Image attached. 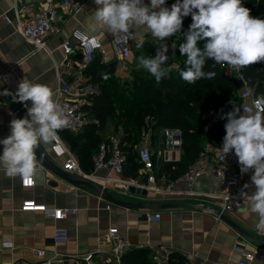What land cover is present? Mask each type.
Instances as JSON below:
<instances>
[{"label": "crops", "instance_id": "crops-1", "mask_svg": "<svg viewBox=\"0 0 264 264\" xmlns=\"http://www.w3.org/2000/svg\"><path fill=\"white\" fill-rule=\"evenodd\" d=\"M61 1L63 0L53 2L60 12ZM170 1L169 8L176 0ZM22 6H28L23 17L30 19L40 9L51 5L48 0H0V97L3 99L0 102V139L9 135L11 119L21 118L13 103L17 85L22 79L49 86L54 93V100L59 74H64L72 84L79 87L83 93L79 99L82 105L91 103L93 96L99 94L101 84L87 76L88 62L83 52L75 48L72 53L67 54L62 47L64 42L72 39L75 29L97 35L102 40L104 52H98L95 59L102 61L116 79L128 81L131 73L138 69L140 51L133 49L128 58H123L110 41L116 34L94 25L91 20L96 7L94 0L87 1L75 12L63 13V21L58 25L59 31L50 32L47 36V48L39 49H35L16 28L15 8ZM5 16L12 22L8 23ZM132 33L135 40L144 41V44L150 38L156 39L143 29H133ZM170 41L171 37H168L162 42ZM79 52L83 59L79 58ZM115 60L118 61L117 66L115 71H111L108 65ZM6 91L8 94H4ZM17 103L19 107H26L25 103L27 107H31L30 101ZM89 120L86 117V123ZM117 120L110 116L106 124L95 131L85 123L79 132L82 136L81 143L87 140L95 142L98 135L107 139L117 133ZM57 134L59 146L54 147L55 140L48 145L41 144L50 163L68 171L64 165L74 156L80 160L85 171L95 172L97 178L88 181L105 186L114 198L157 207H126L105 197L100 199L97 188L72 183L44 165L36 155L38 167L33 176V186H23L21 177L10 178L0 170V264H76L73 258L65 255L94 253L99 249L104 251L96 252L91 261L84 264H119L110 251L113 246L110 236L112 227H117L120 236L132 244L131 251L148 249L154 252L156 248L163 246L171 253L183 255L187 264H237L242 252L248 251L255 254L256 263L264 264V236L259 235L254 227L255 217L244 210V204L234 212H222L218 196L221 183L215 176L213 167L217 151L223 143L220 146L212 143L205 146L201 156L209 159L210 167L191 184L181 177L170 181L160 173L164 163L178 161L181 157V150L167 151L169 161L164 160L159 168L156 185L161 188L156 189L147 182L146 175L141 170L134 176L112 170V179L104 182L103 178L108 170H94L95 153L89 151L93 147L96 150L98 148L91 143L87 144V156L85 150H73L68 130L61 129ZM164 138L162 129L143 131L137 151L142 144L149 143L157 154ZM75 143L79 145L80 141L75 140ZM2 148L0 145V154ZM68 172L73 178L80 179ZM251 175L249 172L245 173L244 185H251ZM129 185L145 188L147 194L123 192ZM244 191L251 195L255 187L244 188ZM30 199L50 208L62 207L71 209L72 212L66 219L58 221L43 211L23 210V202ZM155 212L162 214L160 221L148 218L149 214ZM224 217H228L236 225L229 223ZM58 226L68 230L67 241H54L55 228ZM32 247L44 249L45 255H33ZM121 264L132 263L121 260Z\"/></svg>", "mask_w": 264, "mask_h": 264}, {"label": "clouds", "instance_id": "clouds-1", "mask_svg": "<svg viewBox=\"0 0 264 264\" xmlns=\"http://www.w3.org/2000/svg\"><path fill=\"white\" fill-rule=\"evenodd\" d=\"M96 5L91 20L113 34H129L133 29H143L156 38L155 57H139L138 68L147 70L157 83L172 72L166 66L168 46L162 41L182 29L183 18L191 15L192 23L183 34L184 42L179 52L186 56V69L180 77L193 84L201 79H213L215 72H205L206 60L227 65L239 71L258 62H264V19L251 16L242 0H176L167 7L166 0H94ZM204 41L203 47L198 42ZM108 79L107 74H101ZM4 94H8L7 91ZM252 96V89H247ZM14 101L31 102L24 118L10 121V133L0 139V170L8 177L19 176L26 182L36 174V149L43 143L51 144L59 130L68 127L64 108L54 100L47 85L29 79L19 81ZM223 114L227 123L221 151L225 158L233 153L238 159L241 174L252 171L249 195L241 191L244 210L255 217L254 227L264 236V95L237 105Z\"/></svg>", "mask_w": 264, "mask_h": 264}, {"label": "trees", "instance_id": "trees-1", "mask_svg": "<svg viewBox=\"0 0 264 264\" xmlns=\"http://www.w3.org/2000/svg\"><path fill=\"white\" fill-rule=\"evenodd\" d=\"M243 6L250 9L253 17L264 19V0H242ZM192 23L191 15L183 18V26L174 35V42H163L168 46L169 56L166 66H172V72L159 83L147 70H134L131 73L132 88L126 87L128 81L121 82L109 73L104 63L94 56L88 62L86 74L95 83L101 84L99 94L94 95L91 103H85L81 109L91 130L103 127L108 117H116V132H122L121 142L127 159L124 174L134 176L141 169L137 156V144L141 140L143 131H155L163 128H178L182 132L181 157L178 161H169L162 165L160 173L174 181L201 157L208 143L221 145L226 134L224 125L227 123L223 114L232 110L235 104H243L240 96L241 89H237L233 76L227 65L215 64L213 60H206L204 71L215 72L213 79H201L189 84L180 77V71L186 69V56L179 52V46L184 42L183 34L188 31ZM204 41L198 42L203 47ZM156 39L150 38L140 51L139 57H155ZM79 58L83 59V55ZM249 88L256 96L264 95V62H258L241 69ZM101 74H107L108 79H102ZM86 123V124H87ZM69 131V130H68ZM71 134V145L74 151L85 150L89 156L87 144H93V153L97 154L100 144L107 139L98 135L97 140L81 143L80 133ZM75 140L80 141L75 145ZM87 150V151H86ZM80 161V160H79ZM94 163V162H93ZM81 165V162H80ZM154 252L148 249L127 251L122 260L132 264H158L153 258ZM186 258L178 253H171L169 264H187Z\"/></svg>", "mask_w": 264, "mask_h": 264}, {"label": "built area", "instance_id": "built-area-1", "mask_svg": "<svg viewBox=\"0 0 264 264\" xmlns=\"http://www.w3.org/2000/svg\"><path fill=\"white\" fill-rule=\"evenodd\" d=\"M87 1L89 0H63L59 5L62 10V12H60L53 4L54 0H48L51 6L40 9L36 16L30 19H25L23 17V14L28 10V6L16 7V28L23 37L34 45L35 49L47 48V36L50 32L59 31L60 27L58 25L61 21H63V13L75 12L82 8ZM144 2L150 3V0H144ZM170 3V0H166L165 6L169 7ZM5 20L8 23L12 22V20L7 16H5ZM183 28L184 26L182 25V29ZM110 41L115 51L123 58H128L133 49L138 51L142 50L144 47V41L135 40L133 38L132 31L129 34L115 35L111 37ZM171 42H174V35L171 37ZM62 47L67 54L72 53L75 48L81 50L85 56L86 62L92 61L98 52H104V44L97 35L87 34L80 29H75L72 32V39L64 42ZM228 70L231 72L233 77H240L244 79L241 70L237 71L230 66H228ZM247 89H249V87L245 81V86L240 92V96L243 101L257 97L253 89V95L247 96L245 94ZM82 94L83 93L79 87L72 84L64 74L58 75V87L55 101L64 108L69 120L68 127L63 129L69 130L73 133L81 132L86 123V117L81 109L82 102L79 100L82 97ZM0 102H3L1 97ZM162 133L165 138L161 142L157 154L149 143L142 144L137 151L138 160L141 163L140 170L146 175L147 182L153 184L156 189L161 188L156 185L159 168L164 160L169 161L168 157H166V152H179L182 147V132L180 129L163 128ZM121 134L122 132L120 131L109 136L106 141H103L100 144L98 153L93 157L94 170L100 168L108 170L107 175L103 178L104 182L112 179L110 171L115 170L119 173H123L124 171L127 156L122 149ZM55 141L54 147L59 146L58 134ZM64 167L80 179L93 180L97 178L94 171H85L80 165L79 160L74 156L69 158ZM207 167H210L209 159L201 156L181 178L191 184L197 178L202 176ZM213 169L215 176L221 183V191L218 193V196L221 199L222 212H234L243 204L240 193L241 191H244L243 182L245 178V173L241 174L240 172L238 159L234 152L228 154L224 158L220 147L217 151ZM249 173L253 174L252 171H249ZM30 181L31 182H26L22 178L23 186H33L35 184L34 177H31ZM99 197L100 199L104 198V193L102 191H100ZM22 209L43 211L48 216H51L58 221L66 219L69 213L72 212L71 209L62 207L50 208L46 204L38 203L34 199L25 200L22 204ZM148 218L151 221H160L162 214L160 212H155L149 214ZM110 236L113 240V246L110 251L114 253L115 259L119 264H121L123 255L132 248V244L120 236L117 227H112L110 229ZM67 238L68 230L65 227L58 226L55 228L53 238L55 242H65L67 241ZM102 251H104V249L96 250V252ZM96 252L65 256L73 258L76 264H84L89 263ZM256 252L258 253L259 250H256ZM45 253L46 251L42 248L32 247V254L35 256H43ZM254 257V253L243 251L242 257L237 264H258L255 262ZM153 258L158 264H169L171 260V251L165 249L163 246H160L155 249ZM26 264L33 263L26 262Z\"/></svg>", "mask_w": 264, "mask_h": 264}, {"label": "water", "instance_id": "water-1", "mask_svg": "<svg viewBox=\"0 0 264 264\" xmlns=\"http://www.w3.org/2000/svg\"><path fill=\"white\" fill-rule=\"evenodd\" d=\"M117 63H118L117 60L113 61L112 63H110L108 65V68L111 71H115ZM233 79H234V82H235V85H236L237 89H241V88H243L245 86V81H244L243 78L233 77ZM13 107L17 109V113H18V115L21 118H24L27 115V108L23 107V106L19 107V105H18V103L16 101H14ZM36 155L40 159V161L42 163H44V165H46L47 167H49L54 172H56L59 175H61L63 178H65V179L71 181L72 183H74L76 185H79L81 187L88 186V187L97 188L99 191H102L104 193V197L107 200H109V201H112V202H114L116 204L123 205V206H126V207H151V208L157 207V206H153V205L152 206L142 205V204H139V203H134L132 201H121V200H118V199L114 198L111 193H109V191H108V189L106 187H102L101 185H96V184H94V183H92V182H90L88 180L73 178L72 175L68 171H65L64 169H60V167H56L55 165L50 163V161L48 159V156L43 151V149L41 148V145H40L39 148L36 149ZM122 191L125 192V193H138V194L143 193V194H147V190L145 188H142V187H139V186H136V185H129L126 189H124ZM164 206H167V205H164ZM221 216H223V214H221ZM224 218L229 223H233V221L230 220L228 217H224ZM233 224H235V223H233Z\"/></svg>", "mask_w": 264, "mask_h": 264}, {"label": "rangeland", "instance_id": "rangeland-1", "mask_svg": "<svg viewBox=\"0 0 264 264\" xmlns=\"http://www.w3.org/2000/svg\"><path fill=\"white\" fill-rule=\"evenodd\" d=\"M141 69H143V68H138V70H141ZM142 71H143V72H146L145 69H143ZM126 87H128V88H130V89L132 88L131 79L128 80V83H127ZM218 147H219V146H218Z\"/></svg>", "mask_w": 264, "mask_h": 264}]
</instances>
